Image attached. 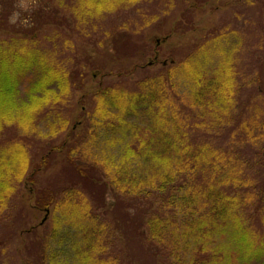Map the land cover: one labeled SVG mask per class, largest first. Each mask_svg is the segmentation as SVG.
I'll return each mask as SVG.
<instances>
[{
    "label": "trees",
    "instance_id": "trees-1",
    "mask_svg": "<svg viewBox=\"0 0 264 264\" xmlns=\"http://www.w3.org/2000/svg\"><path fill=\"white\" fill-rule=\"evenodd\" d=\"M101 1L85 0L88 9L83 14L100 16L103 11L118 10L121 5L129 6L138 0H115L109 6ZM254 4L260 2L234 0L224 7L231 11L239 7L240 11ZM216 8L210 10L211 14ZM74 11L82 13L77 8ZM189 25L195 30V23ZM218 31L209 30V34H217L214 43L231 38L228 32ZM174 32H169L166 39L171 40ZM6 36L7 40L0 42V138L5 128H14L18 133L16 142L8 139L10 144L7 140L8 146L5 144L0 150V220L4 211L9 210L4 206L14 191L11 177L21 180L29 166L20 139L29 141L64 134L61 143L49 148L23 181L28 195L21 196L22 202L33 213H42V220L45 218L27 233L44 226L49 219L53 223L52 233L40 239L41 250L35 254L37 264H70L64 253L76 257L71 264H120L121 260L112 258L107 250L105 254L100 241L106 220L111 218L114 231H119L118 223L113 222L114 211L104 213L107 212L104 194L108 190L122 192L134 198L136 204L145 199V208L135 209L140 217L134 218V238L136 235L137 238L133 244L141 247L139 251L153 259L154 264H264V119L257 120L249 106L248 117L242 123L238 119L228 125L223 122L235 99L234 65L225 58L230 54L233 60V49L244 42V36L236 34L237 45L227 43L226 49L218 52L224 59L212 74L205 70L207 63L192 55L179 64L173 57L160 60L155 47L148 65H158L164 73L154 78L143 77L139 91H125L120 100L113 95L115 89H106L101 82L95 88L88 86V73L81 71L93 66L89 61H94L93 55L88 54L83 69L75 70L74 82L66 66L53 64L49 54L39 48L34 32ZM204 54L207 57L206 51ZM147 66L139 69L133 66L130 72L117 76L130 78ZM92 70L98 79L110 75L93 67ZM71 89L84 92L76 105L80 115L71 120L74 124L70 129L69 120L59 117L53 108L59 107ZM88 101L94 102V111L87 118L84 107ZM187 110L205 113L211 123L204 121V117L187 119ZM87 121L92 127L87 128L82 138ZM41 122L49 133L41 134ZM223 125L226 131L216 136L215 131ZM239 126L243 129V140L237 132ZM198 137L203 140L198 142ZM225 141H230L232 153L244 158L227 157L214 146ZM77 152L84 158L81 161L79 158L75 165L71 163L68 177L70 181L77 179L78 184L81 179L89 180L87 185L103 195L100 203L103 205L95 201L94 205H88L77 184L71 183L63 190L62 201L59 194L52 192L36 196L34 177L46 174L50 165L63 155L72 161ZM242 161L250 165L245 167ZM88 172L94 174V179L85 177ZM66 223L74 227L78 239L65 230ZM65 243L72 246H64ZM59 247L64 248V253L56 252ZM109 248L117 256L128 253L121 239L115 245L114 238L113 247ZM137 251L132 250L134 259L141 258Z\"/></svg>",
    "mask_w": 264,
    "mask_h": 264
},
{
    "label": "rangeland",
    "instance_id": "rangeland-1",
    "mask_svg": "<svg viewBox=\"0 0 264 264\" xmlns=\"http://www.w3.org/2000/svg\"><path fill=\"white\" fill-rule=\"evenodd\" d=\"M61 1L0 0V42L4 43L7 40L8 35L6 36V34L34 32L38 39L39 48L49 54L53 64L55 63L61 68H63L62 65L66 66L71 71V74L69 71L67 72L70 74L71 79H74V82L77 80V76L74 77L75 70L83 69L87 65L86 57H88V54L93 55L95 57L94 61L89 59L90 63L93 64V69H98L102 71L101 73H109L110 75L98 79L92 74L94 71L92 67L83 69L82 73H88V86L95 88L101 82L106 89H115L113 95L120 100L124 97L122 94H126L125 91H139V82L143 77L154 78L164 73L160 66L148 65L152 62L155 47L160 52V60L173 57L174 62L179 64L186 62L192 55L196 60L207 63L205 70L212 74L224 59L223 55H219L218 52L225 50L227 43L237 45L235 37L238 34L244 36V42L233 49V60H231L230 54L225 58L228 64L233 63L234 65L235 87L233 88L235 99L231 102L223 122L228 125L238 119L239 123H242L248 117L249 106H252L250 109L255 111L257 120L258 117L259 120L264 119V7L261 8L264 0H252L254 3L260 2V4H256L257 6L254 4L255 7H245L240 11L239 7H235L232 11L224 7L225 3L234 0H138L129 6L121 5L118 10L103 11L100 16L94 14L86 16L83 14L88 9L85 0ZM93 1L99 2V0ZM101 4L109 6L115 4V0H102ZM214 7L217 8L211 14L210 10ZM76 8L78 12H82L81 15L76 14L74 11ZM190 22L195 23V30H191ZM210 28H213L214 31L219 30L218 33L222 34L221 31L228 32L233 39L219 41L218 44L214 43L213 40L217 39L214 38L217 34H209ZM173 30L175 31L173 37L171 40H167L166 35ZM187 30H189V33H186ZM191 48L193 49L190 51ZM197 50L198 52L195 54ZM204 51L207 52V57H205ZM133 66L137 69L147 66V69L144 68V71L136 72L130 78L117 76L118 74L130 72ZM72 89L63 102L58 105L59 107L53 108L55 113L58 112L59 117L69 120L70 129L74 124V121L71 120L80 115L76 105L79 96L84 92V89L81 92ZM93 104V101H88L86 107H84L87 118L93 114ZM192 111L187 110V119L197 116L199 120L204 117V121L211 123L204 112L203 115L194 110ZM212 121L214 120L212 119ZM42 125L41 122L39 125L41 134L49 133ZM84 127L86 128L81 131L82 138L86 135V130L89 127L88 121ZM239 127L240 129L237 132L243 140L245 138L243 129H241V126ZM82 128L83 125L80 129ZM5 129L2 135L4 138H0V150L5 146L8 139H11L12 142L17 141L16 134L18 131L14 128ZM226 129L227 127L223 125L221 129L215 131L216 136L225 132ZM258 130L262 132V128ZM257 132H255V136ZM63 137V133L53 138L50 135H45V138L41 139L39 137L29 138V141H24L22 137H18L22 138L20 143L26 148L29 166L27 173L21 180L15 177L10 179L14 191L9 197V203L4 206L9 210L4 211L0 220V240L2 242L0 264H25V261H29L26 264L35 262L37 264L38 258L35 254L39 249L41 250V247L38 248L40 239L52 233L53 223L49 219L44 226L36 227L35 231L27 233L30 227L38 226L43 214L33 213L22 202L21 196L23 194L28 195L23 187V181L26 175L38 165L46 151L49 148L57 147ZM11 140H8L9 144ZM80 140L76 139V141ZM196 140L200 142L203 139L198 137ZM229 144L230 141H225L223 144L216 142L214 146L218 147L220 152L222 151L221 153L227 157L237 159V157L242 156L244 158L242 154L232 153ZM75 155L76 157H72V161L66 155H63L60 157V161L53 162L50 165V170L46 174L41 176L37 174L34 177L36 196L41 197L44 192H52L59 194V200L62 201L63 190L71 184H77L88 205L92 206L95 202L101 203L103 195L87 185L89 180L81 179L79 184L77 179L70 181L68 177L69 170L79 158L80 161L84 158V155L78 152ZM3 158L6 160V157ZM242 162L245 167L250 165L248 161ZM85 177L94 179V174L88 172ZM104 195V205L107 209V212L104 211V213L108 214L114 211L112 213L114 215L113 222L119 225V231L115 232L111 225V218L109 221H105L107 222L105 231L100 236L105 254L107 250L108 254L113 255L112 258L121 260L120 264H154L153 259L145 257L143 252L139 251L141 247H134L133 244L137 238V235L134 238L136 232L134 227L136 219L134 218L140 217L139 211L135 212V209L136 206L145 208V199H141L136 204L134 198L126 197L122 192L112 193L108 190ZM91 206L90 209L92 208L95 211ZM133 219L134 221L131 223L130 221ZM65 230L70 231L72 238L78 239L72 225L68 224ZM114 238L115 245L119 239L122 240V244L128 253L124 252L121 256H117L113 249L109 248L113 247ZM19 243H21V246ZM65 245L72 246L71 243H65ZM130 247H132V250H138L137 256H141V258L137 257V259L140 258L139 260L134 259V252ZM58 249L59 251L56 252L59 254L64 253V248L59 247ZM53 250L54 248H50L51 252ZM64 258H68L70 264L76 260V257L68 256L65 253ZM157 260L161 259L157 258Z\"/></svg>",
    "mask_w": 264,
    "mask_h": 264
},
{
    "label": "water",
    "instance_id": "water-1",
    "mask_svg": "<svg viewBox=\"0 0 264 264\" xmlns=\"http://www.w3.org/2000/svg\"><path fill=\"white\" fill-rule=\"evenodd\" d=\"M45 221V218L43 219L42 223Z\"/></svg>",
    "mask_w": 264,
    "mask_h": 264
}]
</instances>
